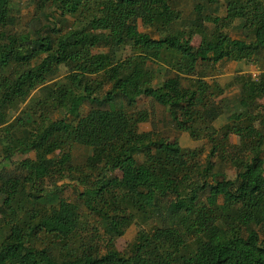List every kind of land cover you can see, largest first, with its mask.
I'll use <instances>...</instances> for the list:
<instances>
[{
    "label": "trees",
    "instance_id": "obj_1",
    "mask_svg": "<svg viewBox=\"0 0 264 264\" xmlns=\"http://www.w3.org/2000/svg\"><path fill=\"white\" fill-rule=\"evenodd\" d=\"M148 1L0 0V264H264V0H168L165 33L141 27ZM218 70L225 86H189Z\"/></svg>",
    "mask_w": 264,
    "mask_h": 264
},
{
    "label": "rangeland",
    "instance_id": "obj_2",
    "mask_svg": "<svg viewBox=\"0 0 264 264\" xmlns=\"http://www.w3.org/2000/svg\"><path fill=\"white\" fill-rule=\"evenodd\" d=\"M227 2H234L235 0H226ZM146 11H147V15L145 16V18L143 19L142 23H141V27L145 30H151L154 28L153 25V20L155 19V17L160 16L162 18H164L166 20V22L168 23L165 28L161 29V33H165L168 32L169 29H171V27H173L177 21L180 19V13L178 11H172L169 6H168V0H149L148 3L146 4ZM28 9L26 7L19 9V10H15L14 14L16 17V21L17 24L19 26H22L23 20L27 14ZM199 38H196L195 40V45L198 46L199 45ZM128 54V50L124 51V53H122L121 55L123 57H125ZM103 56H104V51L103 50H94L93 52V62H94V66L95 69L97 71V73H102L103 72ZM225 64H222L220 66L219 69L224 70L225 69ZM246 66L247 69L245 72L241 73V75L246 76L247 80H254L256 79L257 76H259L261 74V70L258 66L257 63L255 62H246ZM227 72H221L220 70L216 71L212 77H207L205 79L201 78H190V80L188 81L189 86L200 92L203 93L205 92L206 89L209 88V86L213 85L214 82L219 81L220 84L222 86H225L226 83L230 82L227 81L226 82V78L227 76ZM76 76V74L71 73L69 71H67L66 69H61L60 71V76L59 78L56 80L58 81V84H60L61 86L64 87H68L71 85L72 80L74 79V77ZM233 77V76H232ZM208 87V88H207ZM227 92V89L225 92H222L220 95H218V99H222L223 96H225V93ZM227 95V94H226ZM216 98V99H217ZM244 99H246V101H248L249 103L254 102L256 99L254 97H252L251 95H245ZM148 105H146V107L140 108L138 110V112H136L135 116H136V120L138 121L140 130L146 131L150 129V113H149V109H148ZM159 116H161L162 113V109L160 107H157ZM262 114V111L259 110L255 115H254V119H258ZM19 115L18 113H15L13 115V119L15 117H17ZM237 116H231L232 119H235ZM231 121H218V126L225 124V123H230ZM168 133V132H167ZM168 135L172 136L173 138H177L180 142H182L186 147H203L205 150L208 149L207 144H204L203 142L200 141H195L192 140L188 135L186 134H180V133H168ZM231 143L232 144H236L238 146H245V147H251L257 144V140H252V139H247L245 137H236V136H232L230 138ZM119 148V143L117 142H112V143H108L106 144V149L110 152V153H114L117 149ZM88 150L84 149L82 147L77 146L74 150V160L76 163H81L83 162V160L86 158V156L88 155ZM206 155L203 156V158H205ZM26 156L23 154H19V158L18 159H24ZM3 161V160H2ZM226 163H230V157L226 156ZM1 163V162H0ZM8 165V161H3L2 162V166ZM63 177L61 175V181L63 180ZM64 183L61 182L60 184ZM59 210L63 213L72 215L75 212V205L73 204V202L70 200V198L68 197H63L60 202H59Z\"/></svg>",
    "mask_w": 264,
    "mask_h": 264
}]
</instances>
